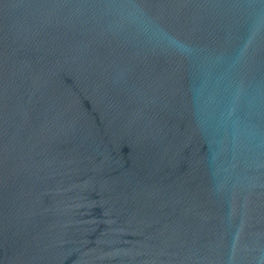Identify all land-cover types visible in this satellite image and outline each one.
Listing matches in <instances>:
<instances>
[{
  "label": "water",
  "instance_id": "water-1",
  "mask_svg": "<svg viewBox=\"0 0 264 264\" xmlns=\"http://www.w3.org/2000/svg\"><path fill=\"white\" fill-rule=\"evenodd\" d=\"M0 264H264V0H0Z\"/></svg>",
  "mask_w": 264,
  "mask_h": 264
}]
</instances>
